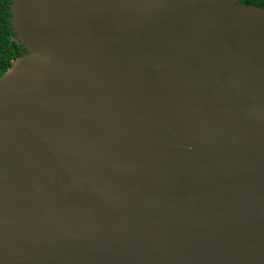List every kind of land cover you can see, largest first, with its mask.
Instances as JSON below:
<instances>
[{
    "label": "water",
    "instance_id": "95a60500",
    "mask_svg": "<svg viewBox=\"0 0 264 264\" xmlns=\"http://www.w3.org/2000/svg\"><path fill=\"white\" fill-rule=\"evenodd\" d=\"M10 10L0 264H264V7Z\"/></svg>",
    "mask_w": 264,
    "mask_h": 264
},
{
    "label": "trees",
    "instance_id": "16d2710c",
    "mask_svg": "<svg viewBox=\"0 0 264 264\" xmlns=\"http://www.w3.org/2000/svg\"><path fill=\"white\" fill-rule=\"evenodd\" d=\"M247 3L264 7V0H244ZM11 0H0V75L12 64V61L25 52V47L14 39L16 32L11 23Z\"/></svg>",
    "mask_w": 264,
    "mask_h": 264
}]
</instances>
